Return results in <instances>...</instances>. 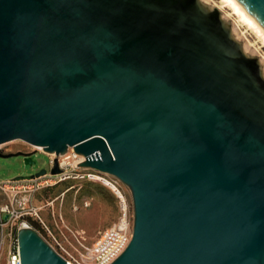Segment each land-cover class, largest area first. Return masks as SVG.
Wrapping results in <instances>:
<instances>
[{
    "label": "water",
    "instance_id": "water-1",
    "mask_svg": "<svg viewBox=\"0 0 264 264\" xmlns=\"http://www.w3.org/2000/svg\"><path fill=\"white\" fill-rule=\"evenodd\" d=\"M237 1L264 29V0ZM17 139L129 189L110 264H264V69L205 0H0V145ZM16 235L20 264H69Z\"/></svg>",
    "mask_w": 264,
    "mask_h": 264
},
{
    "label": "rangeland",
    "instance_id": "rangeland-1",
    "mask_svg": "<svg viewBox=\"0 0 264 264\" xmlns=\"http://www.w3.org/2000/svg\"><path fill=\"white\" fill-rule=\"evenodd\" d=\"M216 6L228 18L235 36L239 38L245 49L260 58L264 69V46L256 34L247 26L236 21V16L220 0H205ZM0 151L31 152L33 165L24 164L21 156L0 157V205L12 204L21 207L26 197V211L36 210L42 222L32 214H25L21 220L36 229L39 234L51 244L53 237L57 239L66 251L78 258L84 247L90 246L98 232L114 222L118 216V204L114 193L116 189L106 183L89 180H79L73 177L53 182V178L39 179L40 184L29 180H12L17 175H29L40 168H49L48 156L42 152H34L31 145L23 141H15L0 146ZM81 170H86L82 168ZM125 195L129 205L132 202L129 189L125 186ZM2 264V262H0Z\"/></svg>",
    "mask_w": 264,
    "mask_h": 264
},
{
    "label": "built area",
    "instance_id": "built-area-1",
    "mask_svg": "<svg viewBox=\"0 0 264 264\" xmlns=\"http://www.w3.org/2000/svg\"><path fill=\"white\" fill-rule=\"evenodd\" d=\"M32 151L42 152L48 156L49 168L46 174L29 179V181H33L38 185L40 184L39 179L44 177L53 178V182L71 177L99 183L102 180H108L115 185L116 191L110 190L117 199L118 216L116 220L100 230L93 243L90 246L84 247L78 258L70 255L54 237V244L47 241L69 264H110L123 252L132 236L133 211L125 195V185L113 175L93 168L77 166L86 159L84 155L74 152L71 147H68L67 151L61 155L46 153L39 149H32ZM26 153L32 154L31 152ZM55 163L60 172L51 174L50 170L54 167ZM82 168L87 169L81 170ZM27 202L28 198L26 197L21 207L13 206L12 204L0 205V262L2 264H20L16 235L17 229L22 226H31L25 220H21L22 216L33 213L42 222L36 210L33 212L26 211L25 204Z\"/></svg>",
    "mask_w": 264,
    "mask_h": 264
},
{
    "label": "bare ground",
    "instance_id": "bare-ground-1",
    "mask_svg": "<svg viewBox=\"0 0 264 264\" xmlns=\"http://www.w3.org/2000/svg\"><path fill=\"white\" fill-rule=\"evenodd\" d=\"M223 6L226 8H229L231 13L236 16V21L247 26L249 29H251L257 36L258 40L262 43V46H264V29L262 26L252 17V15L237 1V0H220ZM15 141H22V140H12L4 144H9L11 142ZM24 142V141H23ZM27 143V142H25ZM29 144V143H27ZM1 144L0 146H2ZM31 145L35 149L42 150L32 144ZM1 148V147H0ZM52 154V153H50ZM87 169V168H84ZM102 183L106 185V183H109L112 185L115 189V185L109 182L108 180H102ZM107 186V185H106ZM109 187V186H107ZM111 190H113L111 187H109ZM114 191V190H113Z\"/></svg>",
    "mask_w": 264,
    "mask_h": 264
},
{
    "label": "flooded vegetation",
    "instance_id": "flooded-vegetation-1",
    "mask_svg": "<svg viewBox=\"0 0 264 264\" xmlns=\"http://www.w3.org/2000/svg\"><path fill=\"white\" fill-rule=\"evenodd\" d=\"M3 153V152H2ZM2 158V157H1ZM21 158L23 159L24 157L23 156H21ZM24 161V160H23Z\"/></svg>",
    "mask_w": 264,
    "mask_h": 264
}]
</instances>
